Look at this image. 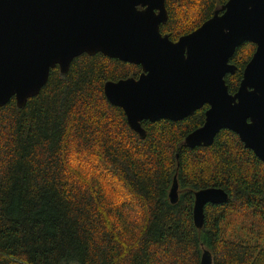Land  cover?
I'll list each match as a JSON object with an SVG mask.
<instances>
[{
    "label": "trees",
    "instance_id": "trees-1",
    "mask_svg": "<svg viewBox=\"0 0 264 264\" xmlns=\"http://www.w3.org/2000/svg\"><path fill=\"white\" fill-rule=\"evenodd\" d=\"M227 2L166 0L161 30L176 40ZM195 7L193 21L178 18L180 8ZM255 50L247 42L236 51L231 92ZM141 67L83 54L68 73L52 69L25 107L15 98L0 107V264H201L206 249L214 264H264V160L229 129L210 146H187L203 109L179 121H143L142 137L104 91ZM211 187L229 200L206 205L198 228L196 193Z\"/></svg>",
    "mask_w": 264,
    "mask_h": 264
},
{
    "label": "water",
    "instance_id": "water-1",
    "mask_svg": "<svg viewBox=\"0 0 264 264\" xmlns=\"http://www.w3.org/2000/svg\"><path fill=\"white\" fill-rule=\"evenodd\" d=\"M169 17L166 0H0V107L13 98L25 107L52 69L68 73L75 58L102 53L142 66L138 79L104 86L142 137L143 121L183 120L209 104L205 123L188 134L186 145L210 146L229 129L264 160V0H228L177 42L162 34ZM247 42L256 50L232 93L226 76L238 67L230 61ZM170 200L179 201L177 178ZM228 200L222 188L198 191L196 226L205 224L206 205ZM201 264H214L207 249Z\"/></svg>",
    "mask_w": 264,
    "mask_h": 264
},
{
    "label": "rangeland",
    "instance_id": "rangeland-1",
    "mask_svg": "<svg viewBox=\"0 0 264 264\" xmlns=\"http://www.w3.org/2000/svg\"><path fill=\"white\" fill-rule=\"evenodd\" d=\"M196 2L197 1H199V0H195ZM197 7V6H196ZM196 7L194 8V9H192V10H181V8L178 10V18H181L182 16H185V17H187V16H189L187 19H185L184 21H189V22H191V21H193L192 19H194V18H196L197 16H196ZM190 19V20H189ZM188 22V23H189ZM180 25V27H183V24L182 23H180L179 24ZM92 163L95 167H98V168H100V166H99V163H97L95 160H92L91 158H90V160L88 159V161L86 162V163ZM116 188H118V189H120L119 187H116ZM120 191H122L121 189H120ZM123 193H124V191H122ZM124 195H126L125 193H124Z\"/></svg>",
    "mask_w": 264,
    "mask_h": 264
},
{
    "label": "flooded vegetation",
    "instance_id": "flooded-vegetation-1",
    "mask_svg": "<svg viewBox=\"0 0 264 264\" xmlns=\"http://www.w3.org/2000/svg\"><path fill=\"white\" fill-rule=\"evenodd\" d=\"M162 34H163L164 36H165V35H168V36L170 37L169 34H166V33H163V32H162ZM184 35H187V34H184ZM184 35L179 36V38H177L176 40L172 39L171 37H170V39H171L172 41H174V42H177V41H179V39H180L182 36H184ZM255 45H256V44H255ZM242 46H243V45H242ZM239 48H240V47H239ZM237 50H238V49H237ZM253 54H254V53H253ZM234 56H235V55H234ZM234 56H233V57H234ZM252 56H253V55H252ZM233 57L231 58V61H230V62H231L232 64H235V65L238 67V64H237L236 62H233V61H232ZM251 58H252V57H251ZM250 60H251V59H250ZM250 60H249V61H250ZM249 61H248V62H249ZM131 64H132V63H131ZM247 64H248V63H247ZM247 64H246V65H247ZM135 65H136V64H135ZM140 66H141V65H140ZM245 67H246V66H245ZM141 68H142V67H141ZM142 73H143V69L141 70V72H140L137 76H129V77H126V78H121V79H128V78H131V77H135V78L138 79ZM226 77H227V76H226ZM121 79H119V80H121ZM242 79H243V78H242ZM119 80H117V81H119ZM241 81H242V80H241ZM226 82H227V81H226ZM240 84H241V82H240ZM240 84H239V87H240ZM239 87H238V89H239ZM238 89H237V90H238ZM237 90H236L235 92H232V93H236ZM209 107H210V105H209V104H206L205 106H203V107L201 108V109L204 110L205 119H204L203 123H202L201 125H199L197 128L201 127V126L205 123V121H206V112H207V110L209 109ZM201 109H200V110H201ZM197 128H196V129H197Z\"/></svg>",
    "mask_w": 264,
    "mask_h": 264
},
{
    "label": "bare ground",
    "instance_id": "bare-ground-1",
    "mask_svg": "<svg viewBox=\"0 0 264 264\" xmlns=\"http://www.w3.org/2000/svg\"><path fill=\"white\" fill-rule=\"evenodd\" d=\"M46 85V84H45ZM6 105V104H5Z\"/></svg>",
    "mask_w": 264,
    "mask_h": 264
}]
</instances>
